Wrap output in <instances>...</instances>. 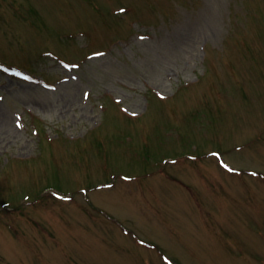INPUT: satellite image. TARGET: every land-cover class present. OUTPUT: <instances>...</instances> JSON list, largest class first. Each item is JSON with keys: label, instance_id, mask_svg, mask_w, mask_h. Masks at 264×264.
I'll use <instances>...</instances> for the list:
<instances>
[{"label": "rangeland", "instance_id": "374dc122", "mask_svg": "<svg viewBox=\"0 0 264 264\" xmlns=\"http://www.w3.org/2000/svg\"><path fill=\"white\" fill-rule=\"evenodd\" d=\"M0 63V264H264V0H0Z\"/></svg>", "mask_w": 264, "mask_h": 264}, {"label": "bare ground", "instance_id": "6f19581e", "mask_svg": "<svg viewBox=\"0 0 264 264\" xmlns=\"http://www.w3.org/2000/svg\"><path fill=\"white\" fill-rule=\"evenodd\" d=\"M9 135H10V133H9V132H7V135H6V136H7V137H9Z\"/></svg>", "mask_w": 264, "mask_h": 264}, {"label": "snow or ice", "instance_id": "6c2138e0", "mask_svg": "<svg viewBox=\"0 0 264 264\" xmlns=\"http://www.w3.org/2000/svg\"><path fill=\"white\" fill-rule=\"evenodd\" d=\"M121 11H124L123 9H121Z\"/></svg>", "mask_w": 264, "mask_h": 264}]
</instances>
